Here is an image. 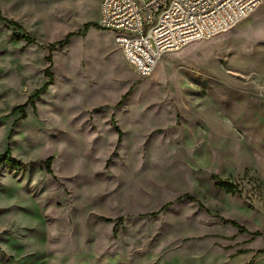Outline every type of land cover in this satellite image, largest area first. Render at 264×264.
Returning <instances> with one entry per match:
<instances>
[{
  "label": "rangeland",
  "instance_id": "1",
  "mask_svg": "<svg viewBox=\"0 0 264 264\" xmlns=\"http://www.w3.org/2000/svg\"><path fill=\"white\" fill-rule=\"evenodd\" d=\"M102 1L0 0V264H264V0L147 78Z\"/></svg>",
  "mask_w": 264,
  "mask_h": 264
},
{
  "label": "built area",
  "instance_id": "2",
  "mask_svg": "<svg viewBox=\"0 0 264 264\" xmlns=\"http://www.w3.org/2000/svg\"><path fill=\"white\" fill-rule=\"evenodd\" d=\"M262 0H103L98 26L115 41L140 78L161 57L225 32L248 18Z\"/></svg>",
  "mask_w": 264,
  "mask_h": 264
},
{
  "label": "trees",
  "instance_id": "3",
  "mask_svg": "<svg viewBox=\"0 0 264 264\" xmlns=\"http://www.w3.org/2000/svg\"><path fill=\"white\" fill-rule=\"evenodd\" d=\"M1 22H5L6 24H8L9 26H13V27H18L20 29L23 28V26H21L18 22L16 21H13V20H9L8 18H6L1 12H0V23ZM91 26V24H87L86 27H85V30H87L89 27ZM76 34L74 33H70L67 35V37L65 38V40L61 41V42H58V43H55V44H52L49 46V49L50 50H53L54 48H56L57 46H62L64 45L65 43H67L69 41V39L73 36H75ZM77 35H80V33H77ZM23 39H25L28 43H33L34 40L32 38H30L29 36H24ZM48 61L51 62V57H48ZM46 75L47 77H49V81L46 82V84L43 86V88H41L37 94L33 97H36L37 95H39L43 90H45L49 83H50V80L52 79V73L50 72V68H47L46 70ZM127 95V94H126ZM125 95V96H126ZM124 96V97H125ZM31 97V98H33ZM24 109H25V106H20L18 108H16V110H19L21 111V113L23 112V117H24ZM3 164H6V165H17L16 161L13 160L11 157H10V152H7V153H4V154H0V166L3 165ZM47 170L48 172L51 173V168L49 166V164L47 165ZM218 186L220 188H222L223 190H225L227 193H231V194H236V193H239L240 192V189H239V186L233 182H230V181H219L218 183ZM228 223H231L234 227H237L241 230H243L244 228L239 225L237 222L235 221H232V220H227Z\"/></svg>",
  "mask_w": 264,
  "mask_h": 264
},
{
  "label": "crops",
  "instance_id": "4",
  "mask_svg": "<svg viewBox=\"0 0 264 264\" xmlns=\"http://www.w3.org/2000/svg\"><path fill=\"white\" fill-rule=\"evenodd\" d=\"M117 45V44H116ZM118 49L121 51V53H122V55H123V52H122V50L118 47ZM123 57H124V55H123ZM125 58V57H124Z\"/></svg>",
  "mask_w": 264,
  "mask_h": 264
}]
</instances>
